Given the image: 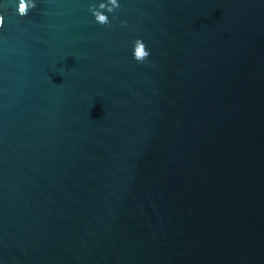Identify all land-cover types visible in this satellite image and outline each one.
<instances>
[{
  "label": "water",
  "instance_id": "95a60500",
  "mask_svg": "<svg viewBox=\"0 0 264 264\" xmlns=\"http://www.w3.org/2000/svg\"><path fill=\"white\" fill-rule=\"evenodd\" d=\"M117 5L0 0V264H264V0Z\"/></svg>",
  "mask_w": 264,
  "mask_h": 264
},
{
  "label": "clouds",
  "instance_id": "9594fccd",
  "mask_svg": "<svg viewBox=\"0 0 264 264\" xmlns=\"http://www.w3.org/2000/svg\"><path fill=\"white\" fill-rule=\"evenodd\" d=\"M110 3L112 5H117V0H110ZM23 7H24V5L21 4V9H23ZM111 10H112V8H109V11H111ZM92 11H93L94 17L96 18V20L99 23H102L103 24V23H107L108 22V17L106 15H102L101 13L97 12L95 9H92ZM138 45H142V44H138ZM134 51H135V49H134ZM148 55H149V52L144 51L143 54L140 55V56L134 55V58L139 62V61H143L144 58L147 57Z\"/></svg>",
  "mask_w": 264,
  "mask_h": 264
}]
</instances>
